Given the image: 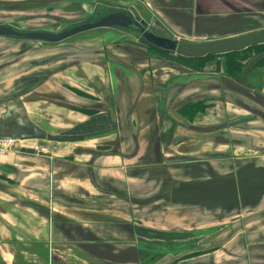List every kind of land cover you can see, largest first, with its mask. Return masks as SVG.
Listing matches in <instances>:
<instances>
[{
	"label": "crops",
	"instance_id": "1",
	"mask_svg": "<svg viewBox=\"0 0 264 264\" xmlns=\"http://www.w3.org/2000/svg\"><path fill=\"white\" fill-rule=\"evenodd\" d=\"M116 11L162 36L264 28V0H0V26L59 33ZM98 30L0 35V136L18 141L0 155V264H264V69L238 82ZM145 231L160 254L136 251Z\"/></svg>",
	"mask_w": 264,
	"mask_h": 264
},
{
	"label": "water",
	"instance_id": "2",
	"mask_svg": "<svg viewBox=\"0 0 264 264\" xmlns=\"http://www.w3.org/2000/svg\"><path fill=\"white\" fill-rule=\"evenodd\" d=\"M111 26L135 30L141 34V37L146 43L159 49L186 57H202L207 54H224L264 43V28L232 38L214 40L205 43L187 42L183 39H174L168 36L155 34L146 28V22L143 19L137 20L132 18V16L119 11L76 25L59 33L41 31L18 32L9 26H0V35H16L29 39L59 42L83 31Z\"/></svg>",
	"mask_w": 264,
	"mask_h": 264
},
{
	"label": "rangeland",
	"instance_id": "3",
	"mask_svg": "<svg viewBox=\"0 0 264 264\" xmlns=\"http://www.w3.org/2000/svg\"><path fill=\"white\" fill-rule=\"evenodd\" d=\"M117 6V8H122V9H125L126 7H123L122 4L120 5H115ZM126 10H128L126 8ZM141 14L142 16L144 17V20L146 22V28L149 30V31H161V30H158V23L157 21H155L156 25L153 26V29L151 27V19H149L150 15L147 14L145 12V14L143 13V11H141ZM160 27V26H159ZM208 28H213V32H216L215 34H211V35H190V34H177V36H174V32L173 31H169V30H164L166 32L167 35L165 36H168L170 38H174V39H181L183 38V40L187 41V42H193V43H205V42H209V41H214V40H221V39H226V38H232V37H235V36H238V35H241V34H244V33H248V32H252V31H255V30H258L257 28L255 27H252V28H243L241 26H238V27H230V28H222V27H218V25H211V26H207ZM104 28V27H102ZM98 30L100 28H95V29H91V30H88V31H83V32H80L79 34H75L73 36H71V38L69 39H72L73 37L75 36H81L83 34H86V33H91L93 32L94 30ZM98 31H102V30H98ZM181 32V31H179ZM221 32V33H220ZM118 33H120L122 36V38H119L120 41H125V40H131V39H134V40H137L139 42H143V43H146L144 42L143 38L141 37V34L138 33L137 31L135 30H132V29H128V30H119ZM227 33H232V34H227ZM176 34V33H175ZM68 40H65L63 42H66ZM69 42H74L73 40L69 41ZM148 44V43H146ZM148 51V50H147ZM149 54L153 55V56H156L152 53H150L148 51ZM173 53V52H171ZM225 54V53H224ZM224 54H216V55H221L219 56L218 58L216 57H212L211 59H209L207 61V64L206 66L210 63V62H214L216 67L219 69L220 66L224 65V63L226 62V59H225V56H223ZM158 57V56H157ZM162 60H167V59H164L162 58ZM167 61H170V60H167ZM172 62V61H170ZM249 62H252V60L250 59ZM174 63V62H172ZM246 63L245 65H242L243 69L245 70L244 73H242V78L246 79V81H250L251 79L254 80V78H256L257 76L260 75L261 71L258 70V69H264L262 67H255L252 65V63L248 64ZM176 64V63H174ZM206 66L200 70V71H203ZM221 69V68H220ZM248 69V70H247ZM223 72V71H222ZM237 101V100H235ZM26 148H30V147H26ZM143 234H145V238L146 239H143L142 240V243L140 244V246L143 247H139L137 246L136 248V251H151L152 253H156L158 252L159 254L161 253L162 251V232L161 231H145L143 232ZM145 262H151V263H158L159 261L158 260H146ZM162 262V261H160Z\"/></svg>",
	"mask_w": 264,
	"mask_h": 264
},
{
	"label": "trees",
	"instance_id": "4",
	"mask_svg": "<svg viewBox=\"0 0 264 264\" xmlns=\"http://www.w3.org/2000/svg\"><path fill=\"white\" fill-rule=\"evenodd\" d=\"M145 46L150 53L158 57L170 60L176 63V65L179 67L194 71L202 70L206 66L207 61L212 57L218 58L219 56H221L216 54H207L202 57H186L159 49L150 44H145ZM223 56H225L226 62L224 63L223 67L222 65L220 66L221 71H223L222 75H226L239 82L242 81V73L245 72L242 65L248 63L250 59L252 60V62H249L248 64L252 63V65L255 67L264 68V43L250 46L242 50L228 52ZM209 105L210 103H207L205 101H197L189 103L188 105H186L185 109H190L189 115L191 116L196 111L203 110ZM182 111L185 113L184 110Z\"/></svg>",
	"mask_w": 264,
	"mask_h": 264
},
{
	"label": "built area",
	"instance_id": "5",
	"mask_svg": "<svg viewBox=\"0 0 264 264\" xmlns=\"http://www.w3.org/2000/svg\"><path fill=\"white\" fill-rule=\"evenodd\" d=\"M16 144H18L16 138L10 136H0V155L18 151V146ZM29 151L36 155L48 153L45 147H41L37 144L31 146Z\"/></svg>",
	"mask_w": 264,
	"mask_h": 264
},
{
	"label": "flooded vegetation",
	"instance_id": "6",
	"mask_svg": "<svg viewBox=\"0 0 264 264\" xmlns=\"http://www.w3.org/2000/svg\"><path fill=\"white\" fill-rule=\"evenodd\" d=\"M132 18H134V17H132ZM134 19H136V18H134ZM137 20H139V19H137Z\"/></svg>",
	"mask_w": 264,
	"mask_h": 264
}]
</instances>
